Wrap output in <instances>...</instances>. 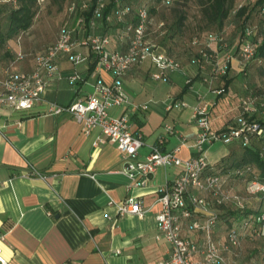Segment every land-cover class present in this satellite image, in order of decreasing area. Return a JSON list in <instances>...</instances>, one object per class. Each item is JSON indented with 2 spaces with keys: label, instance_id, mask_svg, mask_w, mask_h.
I'll return each mask as SVG.
<instances>
[{
  "label": "crops",
  "instance_id": "1",
  "mask_svg": "<svg viewBox=\"0 0 264 264\" xmlns=\"http://www.w3.org/2000/svg\"><path fill=\"white\" fill-rule=\"evenodd\" d=\"M162 25L164 23H160ZM121 27L114 21H100L96 33L112 38L111 50L125 51L126 44L120 40ZM148 35L150 37L149 32ZM149 39L153 42L151 37ZM22 40L17 44L11 40L8 48L0 51L6 58L0 62V74L21 51L27 57L15 63L13 69L27 73L35 69L42 45L31 47ZM156 45L179 60L176 44L165 48ZM80 52L89 60L79 66L72 65L66 56L60 58V78L50 83L44 102L25 111L0 109V251L7 264H158L167 261L171 246L157 240V215L161 211L157 201L160 191L174 182L181 170L159 168L145 184L135 186L124 172V161L117 146L112 143L95 146L103 137L100 130L86 136L82 125L72 116L47 114L49 102L66 105L77 99L86 100L94 93L98 78L107 84L113 83V77L107 72L96 73L97 76L94 71L91 73L95 56L85 47L80 48ZM192 60L185 61L186 68L180 72L168 73L160 81L153 80L152 75L158 69L150 62L134 67L122 79L130 106L114 108L110 114L120 116L124 110L129 114L132 132L142 135L145 142L140 151L142 160L161 136L166 138L165 151L181 147L182 159L198 156L193 149L199 132L193 120V107L199 94L217 101L211 113L213 128L222 131L231 126L226 101L220 103L221 97L216 91L209 90L215 85L224 87L227 80L232 79L212 83L210 88L202 80L206 73ZM75 73L80 74L82 80L71 84L70 78ZM189 82L191 86L184 92ZM173 99L184 100L189 107L168 111ZM145 106L148 109L142 108ZM166 125L174 127L175 135L166 132ZM226 146L228 150L220 159L210 152L214 146L208 148L207 157L212 165L226 157L227 161L236 160L233 148L238 145ZM129 197L143 202L144 215L119 217L117 208L110 203ZM210 203L209 212L218 211L213 200ZM205 214L199 208L196 217L203 220ZM225 223L220 221L214 233L217 242L228 246L225 255L242 264H257V259L263 262L264 241L246 235L238 247L231 246L227 241L231 223ZM189 224L190 221L184 222L183 234L203 246L204 235L191 231ZM254 241L263 243L260 250L243 249L242 242Z\"/></svg>",
  "mask_w": 264,
  "mask_h": 264
},
{
  "label": "built area",
  "instance_id": "2",
  "mask_svg": "<svg viewBox=\"0 0 264 264\" xmlns=\"http://www.w3.org/2000/svg\"><path fill=\"white\" fill-rule=\"evenodd\" d=\"M1 2H13L17 5L16 0H1ZM105 6L103 0H99L89 17L87 13L91 9V0H71L67 9L68 17L60 29L57 41L37 55L35 69L29 73L16 72L13 69L15 63L27 57V54L21 51L0 74V109L25 111L44 102L50 83L60 78V58L66 56L72 65L79 66L89 60L88 56L80 52V48H87L96 59L94 75L107 72L113 77V83L107 84L98 78L94 93L86 100L77 99L66 105L49 102L47 114L72 116L82 125L86 136H91L95 130H100L103 137L95 142V146L115 144L124 161V172L135 186L145 184L159 168L181 170L179 177L160 191L157 201L161 205V211L157 215V240L165 241L171 246L170 258L158 264H242L230 260L225 255L228 246L215 240L214 233L219 224L220 212H209L211 203L202 194L211 196L218 207L232 205L237 209H244L245 201L240 195L225 188L223 175H220L216 171V166L209 162L207 150L217 143L224 145L238 143L243 147H251L253 142L264 139V125L254 118L255 111L250 106H245L235 125L217 131L213 128L211 119L213 105L205 96L199 94L193 107V120L199 130L193 149L198 152V156L182 159L179 155L181 147L173 151H165L163 147L166 138L161 136L150 148L146 159L142 160L140 151L145 146V142L142 135L132 132L129 114L125 110L120 116L114 117L110 114L114 108L127 109L130 106L122 79L134 67L146 62H150L158 69V72L152 75L155 81L162 80L168 73L180 72L182 65L179 60L163 52L149 39L148 31L152 19L146 7L137 10L136 23L132 22V19L128 20V17L132 16L131 8L128 6H120L108 17V22L117 20L118 23L123 24L120 40L127 47L125 51L111 50L112 38L106 34L96 33L98 23L104 18ZM81 33H85L82 39L79 38ZM22 36L18 37V43H21ZM261 40L260 27L257 24H247L239 49V65L242 71H245L255 59L257 46ZM209 41L208 46H211V43H222L223 38L211 36ZM208 60V55L202 51L197 65L206 73L202 76L204 83H216L220 78L228 75L230 61L223 63L213 60L208 65ZM80 80L82 77L78 73L70 78L71 84H76ZM222 92L224 90L216 93L222 94ZM188 107L186 101L173 99L168 105V111ZM142 108L148 109L147 106ZM134 109H138V106H134ZM165 129L170 135H175L173 126L166 125ZM234 173L240 178L250 177L254 175V168L245 165L236 169ZM246 183L247 194L258 200H264V183L258 181L256 177ZM110 204L115 205L121 218L127 215L142 216L145 213L143 202L135 197H129L122 202L112 201ZM199 208L206 213L203 220L196 217ZM185 221H190L191 231L204 235L203 246L192 237L183 234ZM246 235L264 241V211L238 224H233L229 229L227 241L229 245L238 247L241 238ZM199 256L200 258H197ZM0 264H7L1 251Z\"/></svg>",
  "mask_w": 264,
  "mask_h": 264
},
{
  "label": "rangeland",
  "instance_id": "3",
  "mask_svg": "<svg viewBox=\"0 0 264 264\" xmlns=\"http://www.w3.org/2000/svg\"><path fill=\"white\" fill-rule=\"evenodd\" d=\"M70 1L71 0H41V2H38V13L33 26L28 32L24 33L22 39H25L28 45L31 44V47H34V45H42L38 50L41 52L54 44L57 41V35L62 25L68 17L67 9ZM257 1L258 0H236L234 9L222 31L211 26L206 21L202 15L198 0H169V2L168 0H128L127 2L136 7L145 6L148 10L152 8L156 10V12L152 14V25L148 31L150 37L155 44L164 48L170 44L179 46L176 48V51L183 69L186 68L185 61L190 58L193 59L192 63L197 65V61L202 56V51L208 55V65L209 62L213 60H218L223 63L230 61L228 78H231L233 82L222 94H216L221 97L220 103L224 102V100L226 101L225 109L230 111V124L232 125L236 123L238 118L242 115L245 106H250L251 109L255 111L256 117L264 120V61L255 58L250 63L249 67L245 71H242L239 65V42L242 32V20L236 16L238 10L242 6L252 10ZM9 7L10 6L5 7V2H1L0 0V33H4L7 30ZM13 7H17V5L13 4ZM183 14H185L186 19L182 29L179 30L178 20L180 15ZM128 18L131 19V17ZM253 19L257 25L263 22L258 13H255ZM114 22L118 23L117 20H114ZM160 23H164V25L160 26ZM173 33L174 36L170 37ZM211 36H219V38H223V42L219 44L217 42L211 43L212 45L208 46ZM175 37H177L176 41H174ZM14 41L15 44H17L18 38L14 39ZM196 41L197 43L195 44ZM8 46L9 44L6 48H8ZM190 51H192V53H190ZM5 59L6 58L2 57L0 53V62H3ZM222 79L223 78H220L219 82ZM209 85L210 88L213 87L211 84ZM221 90H224V87H216L215 85L209 92L213 93ZM207 100L212 103L214 109L216 107L214 102L217 103V101ZM233 149L234 155L237 157L240 151L239 146ZM227 150L228 147L226 145L217 143L210 152L214 154V158L220 159L226 154ZM223 159L224 160L221 162L216 163L215 166L217 169L216 171L219 172L220 175L225 176V178L223 176L224 181H226L225 188L234 194L240 195L244 199L246 207H249V209H257L261 200L247 194V183L237 179L233 174L234 162L227 161V157ZM226 175H228V177H226ZM206 195L208 201L211 202L213 198L208 194ZM229 210L233 212L235 208L231 207ZM218 211L220 212L221 222L225 223L228 214L224 213L225 209L222 208H218ZM241 245H243V249L255 247L257 250H260L263 243L261 241L242 242ZM256 263L263 264L261 259H257Z\"/></svg>",
  "mask_w": 264,
  "mask_h": 264
},
{
  "label": "trees",
  "instance_id": "4",
  "mask_svg": "<svg viewBox=\"0 0 264 264\" xmlns=\"http://www.w3.org/2000/svg\"><path fill=\"white\" fill-rule=\"evenodd\" d=\"M128 0H103V2L106 4L104 9V18L103 22H108L107 19L110 17L115 10H117L120 6H128L131 8L132 12V22H137V19L135 18V14L137 10L140 7L145 6H134L127 2ZM162 1V0H159ZM38 2L39 0H16L17 7H13V2H5V7L10 6L8 9V16H7V30L4 33H0V51L5 50V48L8 45V42L11 40H14L18 38L21 35H24V33L28 32L31 27L33 26L34 20L38 13ZM99 0H91V9L87 13L89 17L93 14V11L98 5ZM199 5L201 7V12L203 17L206 19V21L211 25L216 27L218 30L222 31L225 27L226 21L229 19L230 14L232 10L234 9L236 0H198ZM15 5V4H14ZM150 17L152 18V14L156 12L155 9L148 10ZM255 13H258L261 18V23L258 25L260 27V35L262 37V40L260 44L257 46V55L255 58H258L262 61H264V0H258L255 6L252 10L248 9V7L242 6L238 12L237 17L242 20L241 23V37L239 42V48L241 44V39L244 36V29L247 24H256L253 17ZM130 21V18H128ZM186 17L185 14L180 15L178 20V27L179 30L182 29L183 23L185 21ZM120 24V23H117ZM121 30L123 28V24H121ZM120 30V31H121ZM121 33V32H120ZM107 35V34H106ZM173 37L174 33L171 34ZM96 67V59L94 63L91 65L90 72L93 73ZM249 67V66H248ZM223 79H228V75L222 77ZM232 80H227L224 86V91H226L229 86L231 85ZM191 86V82H189L186 87L184 88V92L187 88ZM258 119L257 117H254ZM258 121L264 125V120L258 119ZM236 124V123H235ZM239 146L240 151L238 152V156L236 160L234 161V176L244 182H247L248 180L253 179L256 177V179L262 183H264V139L260 141L253 142L251 147H243L242 145L238 143H234ZM233 145V144H232ZM263 155V156H262ZM245 165H250L254 168V175L253 176H246L244 178H240L235 175V170L243 167ZM231 207H234L232 205H225L216 208H222L225 209L224 213L228 214V218H226V222L231 223L230 228H232L233 224L232 222L236 223L239 221L242 222L244 219L254 215L259 214L264 211V200L260 202V205L257 209H249V207H246L244 209H237L235 208V211H230L229 209ZM221 221V218H219V222Z\"/></svg>",
  "mask_w": 264,
  "mask_h": 264
}]
</instances>
